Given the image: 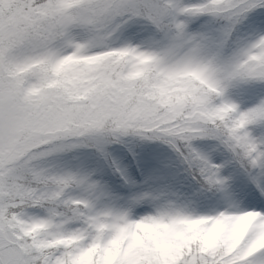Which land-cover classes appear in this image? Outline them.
<instances>
[{"label":"snow or ice","instance_id":"1","mask_svg":"<svg viewBox=\"0 0 264 264\" xmlns=\"http://www.w3.org/2000/svg\"><path fill=\"white\" fill-rule=\"evenodd\" d=\"M0 264H264V0H0Z\"/></svg>","mask_w":264,"mask_h":264}]
</instances>
